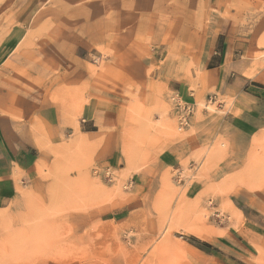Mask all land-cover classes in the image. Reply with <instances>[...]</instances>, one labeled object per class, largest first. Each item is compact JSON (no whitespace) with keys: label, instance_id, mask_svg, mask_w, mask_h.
<instances>
[{"label":"rangeland","instance_id":"1","mask_svg":"<svg viewBox=\"0 0 264 264\" xmlns=\"http://www.w3.org/2000/svg\"><path fill=\"white\" fill-rule=\"evenodd\" d=\"M222 56L244 66L228 83L264 73V0H0V131L42 152L0 210V264H264V130L210 128L164 158L194 136L173 96L236 102L202 81Z\"/></svg>","mask_w":264,"mask_h":264},{"label":"crops","instance_id":"2","mask_svg":"<svg viewBox=\"0 0 264 264\" xmlns=\"http://www.w3.org/2000/svg\"><path fill=\"white\" fill-rule=\"evenodd\" d=\"M220 36L211 41V45L216 47ZM216 49V48H215ZM226 53V51H225ZM217 52H214L216 55ZM226 55V54H225ZM212 58V55H211ZM227 56H222L220 64L207 72H203L202 81L208 87L209 91L216 90L222 94L233 93L236 102L229 111L224 112V106L218 110L217 115L209 109H197L191 118V125L187 129L188 133L194 132V136L186 138L174 143H168L167 150L164 153L166 161L175 163L184 162L191 158L194 151H202V142L208 130L217 129L218 127L227 128L232 133H243L242 131H261L264 130V119L260 113L264 111V73L253 78H243L235 80L234 83H228V79L232 70H243L244 66L233 64L230 68H226ZM249 68V67H248ZM260 76V77H259ZM183 99L188 103L198 104L195 94H182ZM209 95L206 96V102ZM218 99V96L216 97ZM217 103H213L215 106ZM92 106L90 103L83 109V116L86 110L89 111ZM95 106V105H94ZM210 107V108H211ZM236 108V109H235ZM93 109L91 108V111ZM235 110L240 111V115H235ZM85 112L89 117V121L93 120L94 113ZM213 115V116H211ZM217 115V116H215ZM41 122L44 126L49 140L62 138L69 130L64 126V117L55 107H48L41 113ZM205 118L206 122H202ZM211 118H214L211 121ZM216 124H211L213 121ZM28 135H6L4 131H0V210L6 209L9 203L18 197V182H28L32 178L37 161L42 157V152L37 149V143L34 140V133L29 131ZM90 136L96 135V132H89ZM216 137V135H215ZM213 137L209 142H214ZM197 161H195V164ZM202 163V162H201ZM196 167L195 169H198Z\"/></svg>","mask_w":264,"mask_h":264},{"label":"built area","instance_id":"3","mask_svg":"<svg viewBox=\"0 0 264 264\" xmlns=\"http://www.w3.org/2000/svg\"><path fill=\"white\" fill-rule=\"evenodd\" d=\"M216 97H209V100L207 101V105L205 106V109H208L209 106H211L213 103H216ZM172 104L174 106V109L177 114L178 124L180 126V129H185L190 126V120L193 114L195 113L196 104H189L185 103L181 97L175 95L172 97ZM108 177L110 175L108 174Z\"/></svg>","mask_w":264,"mask_h":264},{"label":"bare ground","instance_id":"4","mask_svg":"<svg viewBox=\"0 0 264 264\" xmlns=\"http://www.w3.org/2000/svg\"><path fill=\"white\" fill-rule=\"evenodd\" d=\"M39 15H41V12L39 13ZM201 105V104H200ZM199 105V106H200ZM198 107V106H197ZM198 236H200L201 237V239H204V240H208L209 239V237H210V235H208V234H205V236H202V234H198Z\"/></svg>","mask_w":264,"mask_h":264},{"label":"trees","instance_id":"5","mask_svg":"<svg viewBox=\"0 0 264 264\" xmlns=\"http://www.w3.org/2000/svg\"><path fill=\"white\" fill-rule=\"evenodd\" d=\"M205 246H208V245H205Z\"/></svg>","mask_w":264,"mask_h":264}]
</instances>
